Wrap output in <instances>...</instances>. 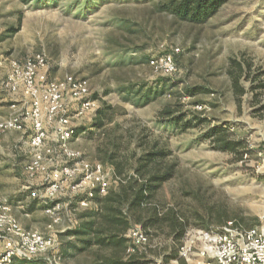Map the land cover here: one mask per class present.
<instances>
[{
  "label": "rangeland",
  "instance_id": "1",
  "mask_svg": "<svg viewBox=\"0 0 264 264\" xmlns=\"http://www.w3.org/2000/svg\"><path fill=\"white\" fill-rule=\"evenodd\" d=\"M158 4L159 0H0V91L8 98H0V113L6 114H0V123L26 100L21 82L16 94L8 91L12 63L23 66L40 54L48 63L49 80L67 75L89 80L91 99L104 112L73 121L82 129L71 143L81 153L78 161L68 164L58 151L46 157L45 174L38 178L26 172L31 161L29 124L26 132L0 131V201L13 207L26 230L50 233L53 219L46 213L42 188L55 169L81 162L101 164L111 188L117 181L109 164L144 162L148 154L161 151L169 155L150 161H161L159 171L173 167L175 178L163 184L155 204L182 215L187 226L184 239L193 231L217 230L230 222L245 228L259 225L264 214V0H229L198 25L162 12ZM164 55L175 60L172 75L151 64ZM237 78L242 95L234 85ZM76 107L69 104V113ZM165 108L183 119L177 127L165 121ZM99 120L101 127L96 125ZM185 123L192 128L185 130ZM213 129L228 130L245 143L240 154L217 150L210 138ZM52 140L50 129L48 145ZM81 180L79 175L67 179L49 203L60 205L61 221L53 230L64 264L94 263L95 248L79 254L74 248L78 241L66 236L82 223L80 215L94 209L93 204L80 205L86 197ZM31 188L38 191L36 198ZM164 227L137 251L138 264H179L162 260L173 247L170 229Z\"/></svg>",
  "mask_w": 264,
  "mask_h": 264
},
{
  "label": "built area",
  "instance_id": "2",
  "mask_svg": "<svg viewBox=\"0 0 264 264\" xmlns=\"http://www.w3.org/2000/svg\"><path fill=\"white\" fill-rule=\"evenodd\" d=\"M24 64L12 63L7 88L16 94L21 82L26 100L14 116L0 123V131L26 132L29 124L27 134L31 161L26 172L32 178H38L45 174L46 157L52 158L58 151L68 164L78 161L81 153L71 146L77 138V127L73 126V121L85 116L93 117L100 107L97 100L91 99L89 80L71 75L59 81L49 80L44 54L28 58ZM151 64L156 71L160 69L168 75L176 72V63L171 55H164ZM69 104H77L74 114L69 113ZM13 108L16 109L15 104ZM50 129L53 130L52 145H48ZM76 175L82 179L79 186L85 189L86 197L80 200L83 207L93 204L95 194L105 196L110 189L109 173L101 164L91 166L81 162L78 166L67 165L46 175L42 191L43 202L47 203L46 213L53 219L48 227L49 234L26 230L13 214V207L6 201H0V264H13L15 260L41 264L42 259L44 264H64L61 243L53 230L54 225L61 221L58 216L60 205L49 203L56 198L62 183ZM30 190L31 196L36 198L38 191ZM128 238L131 240L128 254L146 247L149 242L139 226L130 230ZM179 255L198 264H264V214L259 225L252 228L245 229L230 222L217 230L193 231L182 240Z\"/></svg>",
  "mask_w": 264,
  "mask_h": 264
},
{
  "label": "trees",
  "instance_id": "3",
  "mask_svg": "<svg viewBox=\"0 0 264 264\" xmlns=\"http://www.w3.org/2000/svg\"><path fill=\"white\" fill-rule=\"evenodd\" d=\"M228 1L159 0L158 9L180 21L198 25L217 14ZM239 82V78L235 79L234 85L242 95L245 91L243 88H237ZM97 112L100 115L104 114L101 108ZM162 115L165 121H169L172 126L177 127L183 121L181 117L175 118V113L168 108L162 111ZM96 125L103 126V121L99 120ZM183 128L187 130L192 126L185 123ZM81 132L82 129L78 127L75 137ZM210 138L218 146L217 150L222 152L240 154L239 149L245 147V143L235 140L228 130L213 129ZM168 155L167 152L161 151L148 154L147 161L144 162L109 164L114 168L113 177L117 181L116 185H112L105 196L95 194L92 200L94 209L86 210L80 215L82 223L78 228L66 234L69 238L73 237L78 241L79 245L74 246L77 253L95 248L96 251L92 253L93 264H138L136 253L140 249L133 254H128L131 246V240L128 238L130 230L134 226H139L149 238V235L163 232L164 225L167 224L173 247L170 248L171 253L165 254L162 260L165 263L178 261L179 264H187L186 260L179 257L180 246L187 230L182 215L175 209L165 212L163 208L155 204L158 191L164 183L175 178V172L173 167L159 171L157 166L161 161L150 160L156 156L166 157ZM227 224L225 223L220 228Z\"/></svg>",
  "mask_w": 264,
  "mask_h": 264
},
{
  "label": "crops",
  "instance_id": "4",
  "mask_svg": "<svg viewBox=\"0 0 264 264\" xmlns=\"http://www.w3.org/2000/svg\"><path fill=\"white\" fill-rule=\"evenodd\" d=\"M0 98L3 100V101H5V102H7L8 101V98L6 97V95H5V93L3 92V91H0ZM0 109H3V107H0ZM5 113V112H4ZM2 116L4 115L3 113H0ZM4 116H6V114L4 115ZM187 261V260H186ZM194 264H196L195 262H193ZM187 264H191V262L190 261H187Z\"/></svg>",
  "mask_w": 264,
  "mask_h": 264
}]
</instances>
